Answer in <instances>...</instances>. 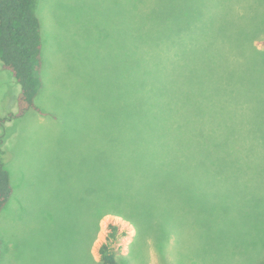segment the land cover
I'll use <instances>...</instances> for the list:
<instances>
[{"label":"rangeland","instance_id":"1","mask_svg":"<svg viewBox=\"0 0 264 264\" xmlns=\"http://www.w3.org/2000/svg\"><path fill=\"white\" fill-rule=\"evenodd\" d=\"M36 16L41 87L9 120L0 62V264H100L111 225L118 264H264V0H38ZM192 36L171 118H141V58L186 56ZM100 198L122 217L94 228Z\"/></svg>","mask_w":264,"mask_h":264},{"label":"trees","instance_id":"2","mask_svg":"<svg viewBox=\"0 0 264 264\" xmlns=\"http://www.w3.org/2000/svg\"><path fill=\"white\" fill-rule=\"evenodd\" d=\"M38 0H0V62L2 68L14 77L19 86L17 96V111L6 120L20 117L26 110L34 108V98L41 87L39 69L41 66V38L39 21L36 16ZM199 44L196 37L192 36L188 41L182 42V50L186 56H176L173 53L161 54L146 53L140 63V86H141V118H171L174 104L170 98L172 70L178 73L183 64H188L190 55H196L194 46ZM173 49V47H172ZM189 52V53H188ZM133 79L136 78L135 68ZM174 76V75H173ZM4 121V120H3ZM2 138V137H1ZM0 138V212L9 202L13 189L10 176L4 167ZM159 155V156H157ZM152 166V160L165 159V155L147 153L143 155ZM162 161H160L162 168ZM149 168H154L151 165ZM158 170V169H157ZM163 170L164 174L169 173ZM151 186L143 182L136 186L140 194H152ZM118 203L113 199L100 198L94 203L93 227L106 212L118 214L122 217V211L118 209ZM109 233L105 241L99 246L97 252L100 264H118L114 245L118 240V228L109 226ZM84 235V234H83ZM1 245V241H0Z\"/></svg>","mask_w":264,"mask_h":264},{"label":"built area","instance_id":"3","mask_svg":"<svg viewBox=\"0 0 264 264\" xmlns=\"http://www.w3.org/2000/svg\"><path fill=\"white\" fill-rule=\"evenodd\" d=\"M117 227V226H116Z\"/></svg>","mask_w":264,"mask_h":264}]
</instances>
